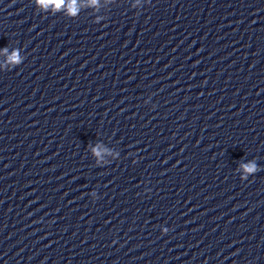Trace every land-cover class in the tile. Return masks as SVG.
Segmentation results:
<instances>
[{
  "label": "clouds",
  "instance_id": "obj_1",
  "mask_svg": "<svg viewBox=\"0 0 264 264\" xmlns=\"http://www.w3.org/2000/svg\"><path fill=\"white\" fill-rule=\"evenodd\" d=\"M38 5L42 8L47 9L48 7H52L56 10H59L65 6H67V12L69 15H76L79 12V8L77 7V0H37ZM91 5H96L98 0H89ZM7 52V50H4ZM20 56L18 51H13L12 54L8 55L7 61L11 64L20 63ZM93 152L96 156H100L101 149L99 146L93 149ZM245 176L242 179H246L248 174H253L257 171V165L254 162H249L248 164L242 165Z\"/></svg>",
  "mask_w": 264,
  "mask_h": 264
}]
</instances>
